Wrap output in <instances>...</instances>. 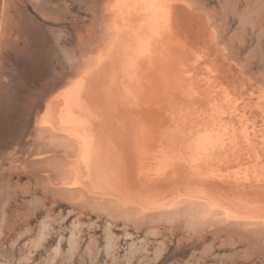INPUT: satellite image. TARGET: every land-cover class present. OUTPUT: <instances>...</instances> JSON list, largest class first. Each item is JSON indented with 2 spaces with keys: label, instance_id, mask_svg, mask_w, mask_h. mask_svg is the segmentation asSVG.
Returning a JSON list of instances; mask_svg holds the SVG:
<instances>
[{
  "label": "bare ground",
  "instance_id": "bare-ground-1",
  "mask_svg": "<svg viewBox=\"0 0 264 264\" xmlns=\"http://www.w3.org/2000/svg\"><path fill=\"white\" fill-rule=\"evenodd\" d=\"M190 2L110 6L98 44L70 48L67 75L14 150L42 165L29 171L44 189L104 204L147 233L213 226L264 251L253 226L264 215V70ZM224 213L242 219L222 224Z\"/></svg>",
  "mask_w": 264,
  "mask_h": 264
},
{
  "label": "rangeland",
  "instance_id": "rangeland-1",
  "mask_svg": "<svg viewBox=\"0 0 264 264\" xmlns=\"http://www.w3.org/2000/svg\"><path fill=\"white\" fill-rule=\"evenodd\" d=\"M118 2L0 0V194H3L0 196V260L15 259L16 264H23V256L33 250L32 243L39 241L44 249L39 259L63 264L67 256H56L53 253L49 257V243L52 237L59 235L58 244L52 247H60L64 253H68L70 249L66 245L71 243L73 237L69 229L77 222L87 225L103 218L117 227L131 225L136 232L148 231L149 227L145 224L130 219L124 213L119 215L116 210L113 213L104 204L95 207L77 195H74L76 199H82L83 202L67 197L70 194H63V198L55 190L44 189L39 176L37 179V173L33 172H37V166L42 165L31 164L28 157L14 150V147L23 143L25 136L22 135L27 134L24 127H28L33 120L29 117L35 116L32 115L35 113L42 117L43 110L38 107L40 102L47 96L51 98L55 95L57 90H52V86L59 76L64 73L67 75L68 72V66L66 68L55 56L48 55V47L44 44L45 32H63L65 38H72L71 43L61 45L69 51L78 50V39L81 37L87 39L90 36L88 41L98 44L96 39L102 37V28H105L109 20V8ZM190 3L199 12L208 15L218 30L224 31L225 38H231L230 41L242 46L239 55L252 60L254 67L259 66L255 67L257 74L264 70V0H191ZM89 53L85 50L81 57ZM76 54L80 57L79 53ZM16 154H19V161ZM24 158L29 162L24 161ZM34 166L36 169H33ZM30 168L33 171H29ZM4 183H7V187L12 185L7 188ZM5 197H9L8 202ZM73 212L75 215H72ZM56 215L65 218L64 224L53 223L50 218ZM42 224L55 229L52 237H49L48 232H42ZM137 224L141 225L139 229L136 228ZM168 226L162 223L157 231L150 229V233L156 231L159 235L151 237L147 256L149 264H152L154 258L158 259L159 264H264V251L260 247L219 232L216 227L193 231L183 225L177 229H169ZM159 231H162V235ZM41 235L46 239L40 240ZM79 260L80 257H76L77 264Z\"/></svg>",
  "mask_w": 264,
  "mask_h": 264
},
{
  "label": "snow or ice",
  "instance_id": "snow-or-ice-1",
  "mask_svg": "<svg viewBox=\"0 0 264 264\" xmlns=\"http://www.w3.org/2000/svg\"><path fill=\"white\" fill-rule=\"evenodd\" d=\"M168 0H161L160 6L163 8ZM59 27V26H54ZM44 44L48 47V55L55 58L68 66V58L72 53L61 45H66L63 32H45ZM42 67V63L40 64ZM2 83V81H0ZM72 215H75L73 212ZM53 223L62 225L65 218L56 215ZM242 217L232 216L224 213L220 216L222 224H228L230 221L239 220ZM243 219H247L244 217ZM259 225H253L260 228V236L264 238V215L261 216ZM141 226L136 225L139 229ZM73 233L72 241L69 245V252L64 253L60 247H52L57 245L59 235L52 237V232L55 229H49L48 224L42 226V232H48L49 237H52L49 243L51 251L49 257L54 253L56 256H67L63 264H77L76 257H80L79 264H149L147 260L148 247L151 244L153 233H147L144 230L136 232L135 229L128 225L126 227H117L112 225L107 219L93 221L90 224L84 225L79 222L73 224L69 229ZM135 232V234H132ZM46 239L41 235L40 240ZM32 251L28 255L23 256V264H53L50 259H39L43 256L44 249L39 241L32 243ZM35 249H40L35 251ZM0 264H16L15 259L11 261L0 260ZM152 264H159L157 258H154Z\"/></svg>",
  "mask_w": 264,
  "mask_h": 264
}]
</instances>
